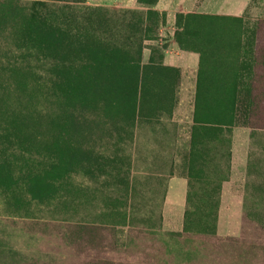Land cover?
Here are the masks:
<instances>
[{
    "label": "rangeland",
    "instance_id": "rangeland-1",
    "mask_svg": "<svg viewBox=\"0 0 264 264\" xmlns=\"http://www.w3.org/2000/svg\"><path fill=\"white\" fill-rule=\"evenodd\" d=\"M221 2L0 0V264H264V0Z\"/></svg>",
    "mask_w": 264,
    "mask_h": 264
},
{
    "label": "crops",
    "instance_id": "crops-1",
    "mask_svg": "<svg viewBox=\"0 0 264 264\" xmlns=\"http://www.w3.org/2000/svg\"><path fill=\"white\" fill-rule=\"evenodd\" d=\"M249 0H222L219 6V14H223L231 17H242L244 10L247 7ZM178 59V64L176 67L182 68L184 70H190L195 72L199 67V58L198 55L192 53L179 52V55H176ZM187 182L184 180H172L168 187V192L166 195V204L177 208L178 210H184L186 207V196H187ZM241 209H236V217L229 218L221 215L218 218L217 230L218 234L221 237L227 236H239L241 230ZM228 213H232L233 209L228 208L226 210ZM240 212V217L238 216ZM235 214V213H234ZM236 218V219H235ZM240 220V223H239ZM231 221H238L236 233L233 232V225L235 223ZM235 233V234H234Z\"/></svg>",
    "mask_w": 264,
    "mask_h": 264
},
{
    "label": "trees",
    "instance_id": "trees-1",
    "mask_svg": "<svg viewBox=\"0 0 264 264\" xmlns=\"http://www.w3.org/2000/svg\"><path fill=\"white\" fill-rule=\"evenodd\" d=\"M188 196V195H187Z\"/></svg>",
    "mask_w": 264,
    "mask_h": 264
}]
</instances>
